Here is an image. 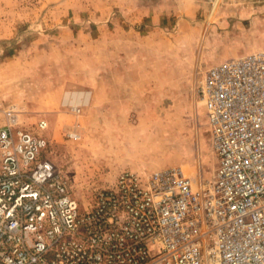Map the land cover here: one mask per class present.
I'll return each instance as SVG.
<instances>
[{
  "label": "rangeland",
  "instance_id": "1",
  "mask_svg": "<svg viewBox=\"0 0 264 264\" xmlns=\"http://www.w3.org/2000/svg\"><path fill=\"white\" fill-rule=\"evenodd\" d=\"M119 1L0 0V108L22 107L24 128L46 122L42 156L81 209L121 170L177 166L210 179L216 157L196 85L233 50L264 49V0L165 2L197 11L186 21L174 14L147 21L149 7L121 12ZM111 28L115 43L104 52ZM111 62L128 65L122 79ZM87 93L90 105H79Z\"/></svg>",
  "mask_w": 264,
  "mask_h": 264
},
{
  "label": "built area",
  "instance_id": "2",
  "mask_svg": "<svg viewBox=\"0 0 264 264\" xmlns=\"http://www.w3.org/2000/svg\"><path fill=\"white\" fill-rule=\"evenodd\" d=\"M195 93L211 178L121 170L86 209L42 156L46 122L1 107L0 264H264V49L210 64Z\"/></svg>",
  "mask_w": 264,
  "mask_h": 264
},
{
  "label": "crops",
  "instance_id": "3",
  "mask_svg": "<svg viewBox=\"0 0 264 264\" xmlns=\"http://www.w3.org/2000/svg\"><path fill=\"white\" fill-rule=\"evenodd\" d=\"M172 2V0H159V1H151L149 3H145L144 0H120V6H121V12L123 10V8L125 7V9H127L129 6H140V5H143V6H146V7H149V8H146V13H145V16H146V20L147 21H153V20H156V19H159L160 18V14H163V15H172L174 14V16H177V18H179L180 20L182 21H186V20H192V18L197 14V11H192V9L190 7H185L184 9L182 8H177L175 9V6H171V7H168V3H167V7H164L166 5L165 2ZM176 2H180V0H175ZM107 5H109L107 3ZM190 6V5H189ZM131 8V7H129ZM162 10V11H161ZM177 10V11H175ZM122 16L125 15L126 17L128 16L127 14H124V13H121ZM136 19H139V17H136ZM112 22V20H110ZM103 27H105V25L103 24ZM116 32L113 30V28H111L110 30H104L103 31V37H104V52H107L108 48H111V44L110 43H115V37H116ZM94 37H99L98 33L95 32L94 34ZM119 37H125V33L123 30L120 29L119 31ZM110 42V43H108ZM254 49H251V46L249 48H239V50H233L231 52V54L229 56H232V55H235L236 56V53H240V54H244V53H249L251 51H253ZM113 52V51H111ZM128 65L127 64H121V63H114L112 64V62L110 63L109 65V69L113 68L115 70H119L120 73H119V76L120 78L122 79L123 78V75H124V72L127 73V68ZM94 69H96V67H94ZM107 75H108V72H107ZM84 85V84H83ZM84 88V87H83ZM80 93H84V92H80ZM88 97H87V102L85 104L83 103H79V105L81 106H85V107H88L90 105V94H88Z\"/></svg>",
  "mask_w": 264,
  "mask_h": 264
}]
</instances>
